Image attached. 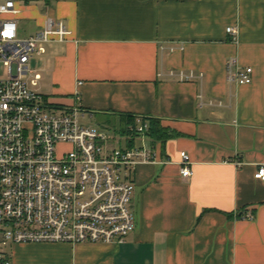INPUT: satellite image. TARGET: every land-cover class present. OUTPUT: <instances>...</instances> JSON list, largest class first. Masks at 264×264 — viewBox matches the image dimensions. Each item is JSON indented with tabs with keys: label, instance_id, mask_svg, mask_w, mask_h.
<instances>
[{
	"label": "crops",
	"instance_id": "0c3cea01",
	"mask_svg": "<svg viewBox=\"0 0 264 264\" xmlns=\"http://www.w3.org/2000/svg\"><path fill=\"white\" fill-rule=\"evenodd\" d=\"M17 9L34 33L49 18L71 31L44 44L41 64L30 60L41 93L65 106L78 91L89 117L111 126L152 117L179 136L130 145L153 148L158 161L135 167V229L124 243H18L12 264H264V181L255 178L264 164V0H17ZM230 57L253 68L251 83L228 82Z\"/></svg>",
	"mask_w": 264,
	"mask_h": 264
},
{
	"label": "built area",
	"instance_id": "2783aa9c",
	"mask_svg": "<svg viewBox=\"0 0 264 264\" xmlns=\"http://www.w3.org/2000/svg\"><path fill=\"white\" fill-rule=\"evenodd\" d=\"M18 12L17 0H0V264H12L8 249L18 243L122 244L135 229L133 172L140 163H156L157 154L148 146L114 147L108 129L82 123L88 115L78 91L62 106L37 89L41 77L30 67L32 53L68 41L71 31L49 18L34 35L21 37ZM227 31L237 42V30ZM227 80L249 84L253 68L230 57ZM148 130L147 120L137 117L122 132L147 136ZM191 163L181 151L184 178L192 175ZM255 178L264 181V164Z\"/></svg>",
	"mask_w": 264,
	"mask_h": 264
},
{
	"label": "rangeland",
	"instance_id": "374dc122",
	"mask_svg": "<svg viewBox=\"0 0 264 264\" xmlns=\"http://www.w3.org/2000/svg\"><path fill=\"white\" fill-rule=\"evenodd\" d=\"M17 21L19 22L18 23L19 28H20L19 32H20L21 37H24V38L29 37V36L34 35L36 33V32L34 33V29H35L34 23L26 21L25 19H22L21 17L20 18L18 17ZM41 63H42V55H39V53L37 54V52L32 53L31 64L33 66H38ZM37 87H40V89H42V91H43V89H45L42 83L40 86L38 85ZM81 122L84 123L85 125H88V126L103 128L104 130L108 129L116 137V139H114L112 141V146L117 147V148L121 147V146L128 147L131 144H135V143L140 144L141 143L140 139H143L141 137V135L140 136H138V135L131 136V135H128V134L122 132V129H124L125 126L128 124L127 122H122V121L119 122L118 121L116 123V126H113V125L111 126L109 123H106L104 117H101L98 115L95 117H89L88 116V117H86V119L82 118Z\"/></svg>",
	"mask_w": 264,
	"mask_h": 264
},
{
	"label": "trees",
	"instance_id": "16d2710c",
	"mask_svg": "<svg viewBox=\"0 0 264 264\" xmlns=\"http://www.w3.org/2000/svg\"><path fill=\"white\" fill-rule=\"evenodd\" d=\"M144 120H147L149 124V130L147 132V136L152 138L153 141L166 142L170 138L179 136L178 132L172 131L171 129L164 127L159 119L152 117H145Z\"/></svg>",
	"mask_w": 264,
	"mask_h": 264
}]
</instances>
